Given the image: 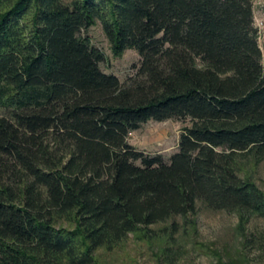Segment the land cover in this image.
Wrapping results in <instances>:
<instances>
[{
  "label": "trees",
  "instance_id": "1",
  "mask_svg": "<svg viewBox=\"0 0 264 264\" xmlns=\"http://www.w3.org/2000/svg\"><path fill=\"white\" fill-rule=\"evenodd\" d=\"M98 23L142 57L128 83L83 36ZM167 120L192 122L169 160L130 143ZM263 162L254 0H0V264H100L199 203L246 236Z\"/></svg>",
  "mask_w": 264,
  "mask_h": 264
},
{
  "label": "rangeland",
  "instance_id": "2",
  "mask_svg": "<svg viewBox=\"0 0 264 264\" xmlns=\"http://www.w3.org/2000/svg\"><path fill=\"white\" fill-rule=\"evenodd\" d=\"M254 6L264 63V0H254ZM83 36L104 52V72L117 75L124 84L136 76L142 57L135 50L117 57L102 24L83 32ZM191 124L190 120L150 121L132 133L129 140L137 149L169 160L178 151L184 129ZM248 170H255L256 181L264 190V162ZM174 223L178 234H173ZM239 225L237 213L214 211L199 203L196 215L150 228L151 239L140 240L133 234L122 245L100 249L96 255L100 264H264V219L251 220L246 236L240 233ZM155 234L159 238L153 239ZM170 246L174 249L169 258L165 250Z\"/></svg>",
  "mask_w": 264,
  "mask_h": 264
}]
</instances>
